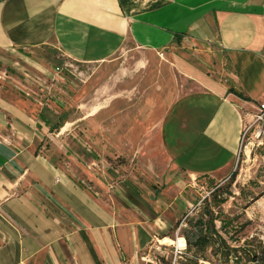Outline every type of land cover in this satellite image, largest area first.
Segmentation results:
<instances>
[{
    "label": "crops",
    "instance_id": "1",
    "mask_svg": "<svg viewBox=\"0 0 264 264\" xmlns=\"http://www.w3.org/2000/svg\"><path fill=\"white\" fill-rule=\"evenodd\" d=\"M50 50L101 68L158 54L182 77L166 106L143 93L114 101L112 155L127 165L77 138L65 111L84 87L70 94ZM261 102L264 0H0V264H144L197 178L231 174L241 111ZM81 106L82 120L109 113ZM133 164L143 171L123 172Z\"/></svg>",
    "mask_w": 264,
    "mask_h": 264
},
{
    "label": "rangeland",
    "instance_id": "2",
    "mask_svg": "<svg viewBox=\"0 0 264 264\" xmlns=\"http://www.w3.org/2000/svg\"><path fill=\"white\" fill-rule=\"evenodd\" d=\"M188 43L178 41L172 48H183V50L190 52L187 48L192 46ZM54 52L56 64L64 67L67 76L66 84L71 85L70 94L72 95L75 90L81 91V87H84V92L77 96L76 101L71 98L68 99L69 103L65 111L66 119L75 125L77 138L84 142L94 154L105 158L106 164L115 167L127 165L128 159L126 157L119 154L112 155L114 101L117 100L118 103L120 102L121 108H125L139 94L143 93L151 98L153 105L161 103L166 106L182 88V77L171 69L170 64L165 60L161 61L162 58L158 54H142L139 51L119 53L115 56L116 59L112 66L101 68L97 65H83L65 60L58 55L57 51ZM139 55L141 59L146 58L147 63L144 68L131 71V62ZM189 55L196 58L192 53ZM196 60L198 61L197 58ZM120 67L122 74L123 72L126 74L119 75ZM205 67L211 69L208 65ZM114 72L118 74L114 75ZM129 87H133L132 92H130ZM82 104H84L81 106L83 113H85L86 108L92 112L100 106L109 110V113L105 116L95 113L92 117L82 120V115L77 108L78 105ZM241 112L244 135L232 170L235 174L233 179L229 175L223 180H216L214 186L208 185L206 180H197L192 188L193 191L187 195L192 204L186 213L178 217L179 224L175 226V222L173 226L161 233L162 236H158L159 240L164 237L170 240L166 242L156 240L149 249L151 254L164 253L170 259L174 252V247L169 245L172 244L170 241L182 237V230L187 228L188 218H196L197 214L207 204H212L214 211L221 210L225 214H240L243 211L246 217L239 218L236 224L240 226L245 224L246 220H249L250 223L241 233L242 241L247 237L254 236L264 243V120L259 118L256 108L243 109ZM97 141L107 143L110 148L96 149ZM127 167L135 172L143 171L141 168L137 170L134 164L132 167L126 166V169L122 171L127 172ZM212 196H216L214 202H212ZM222 199L225 201L219 203V200ZM158 242L162 244L159 246L160 250L156 248L159 245ZM184 257L183 255L178 258L177 263L190 264ZM198 264L217 263L199 260Z\"/></svg>",
    "mask_w": 264,
    "mask_h": 264
},
{
    "label": "trees",
    "instance_id": "3",
    "mask_svg": "<svg viewBox=\"0 0 264 264\" xmlns=\"http://www.w3.org/2000/svg\"><path fill=\"white\" fill-rule=\"evenodd\" d=\"M52 55L54 50H50ZM233 179L234 172L230 174ZM197 180H206L208 185L214 186L216 180L208 175H201ZM216 196H212V202ZM225 200H219L223 203ZM240 214H225L214 211L212 204L205 205L196 218H188L187 228L182 230L186 241L184 258L190 264H198L199 260L215 262L217 264H264V243L257 237L251 236L242 241L241 233L250 223L246 220L240 226ZM177 220L175 226L179 224Z\"/></svg>",
    "mask_w": 264,
    "mask_h": 264
},
{
    "label": "built area",
    "instance_id": "4",
    "mask_svg": "<svg viewBox=\"0 0 264 264\" xmlns=\"http://www.w3.org/2000/svg\"><path fill=\"white\" fill-rule=\"evenodd\" d=\"M59 69L56 68V71H58ZM256 109L259 113V118L264 120V102L259 103L256 106ZM242 134V138H243ZM182 239L184 242L183 244L179 243V240ZM159 245H157V249H161L159 246H161L162 244L160 242H158ZM172 245L174 247V252H173V256L170 257V259H168L167 256H165L164 253L162 254H151L150 250H148L145 254L142 255V257L140 258L144 264H178L177 263V259L181 258L184 254H185V249H186V241L185 238L182 237H178L176 238V240L174 241V243L169 244Z\"/></svg>",
    "mask_w": 264,
    "mask_h": 264
},
{
    "label": "bare ground",
    "instance_id": "5",
    "mask_svg": "<svg viewBox=\"0 0 264 264\" xmlns=\"http://www.w3.org/2000/svg\"><path fill=\"white\" fill-rule=\"evenodd\" d=\"M167 240H170V239H167V238L165 237V238L161 239L160 241H161V242H166ZM168 242H169V241H168ZM183 242H184V241H183L182 239L179 240V243H180V244H183ZM170 243H174V241H170Z\"/></svg>",
    "mask_w": 264,
    "mask_h": 264
}]
</instances>
